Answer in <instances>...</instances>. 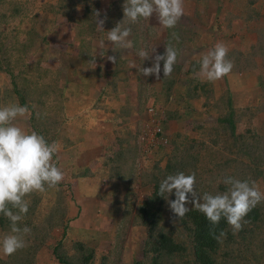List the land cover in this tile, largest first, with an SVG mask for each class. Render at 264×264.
Returning a JSON list of instances; mask_svg holds the SVG:
<instances>
[{
	"label": "trees",
	"instance_id": "1",
	"mask_svg": "<svg viewBox=\"0 0 264 264\" xmlns=\"http://www.w3.org/2000/svg\"><path fill=\"white\" fill-rule=\"evenodd\" d=\"M192 1L216 14L207 32L180 19L174 28L161 25L151 35L143 28L144 19L126 21L133 47L122 49L107 40V31L124 19L125 0H0V106L19 103L29 109L28 118L15 123L22 121L26 131L55 142L59 150L53 163L66 173L56 187L26 197L29 210L18 223L31 228L26 246L12 255L0 252V264H264V202L234 233L226 219L213 226L191 204L183 217L174 215L159 195L160 182L177 172L195 173L201 195L226 191V176L254 180L264 192V0ZM30 9L36 12L33 19L46 11L50 32L73 29L66 50L70 55L73 49L87 70L78 81L51 68L50 34L34 30L33 23L23 41L15 36L8 41L5 26ZM94 11L105 21L104 30L97 28ZM193 15L197 17L196 9ZM198 21L209 26L205 19ZM236 27L242 34L233 32ZM221 39L233 42L227 58L234 66L222 78L224 89L199 72L202 55ZM101 41L111 50L99 52ZM156 44L160 48H149L150 59L137 55L138 49ZM166 44L178 50L170 76L164 77L163 61L159 80L129 66H153ZM126 51L134 57H126ZM109 56H116L115 64ZM238 73L252 75L247 92L228 88L229 76ZM148 103L154 108L151 125L160 130L158 144L145 154L139 136L146 127L141 129L137 119L150 124ZM174 126L185 132L174 135ZM74 187L97 190L109 202L104 214L113 223L110 231H102V225L93 230L72 224L81 208L68 216L64 197ZM168 199L175 200L174 193ZM125 228L137 238L132 257L120 254L123 240L118 245L111 241L117 230L122 238ZM9 231L10 221L0 214V238ZM221 231L226 235L217 240Z\"/></svg>",
	"mask_w": 264,
	"mask_h": 264
},
{
	"label": "clouds",
	"instance_id": "2",
	"mask_svg": "<svg viewBox=\"0 0 264 264\" xmlns=\"http://www.w3.org/2000/svg\"><path fill=\"white\" fill-rule=\"evenodd\" d=\"M123 12L124 19L107 31V40L118 48L130 49L133 47L128 40L131 28L124 26L126 21L137 23L141 19H150L155 14L160 25L171 29L183 16L184 7L183 0H125ZM94 15L97 28L104 30L105 21L99 18L100 12L94 11ZM173 37L179 40L176 33H173ZM103 43L101 41V46ZM166 45L165 53L154 57L153 66H137L134 62L129 66L137 68L145 77L154 74L159 80L163 61L164 77L170 76L177 61L178 50L170 44ZM116 47L113 51H116ZM228 51L223 42H217L202 55L199 61L200 75L209 82L228 75L234 66L227 58ZM151 53L145 48L137 51L143 61L150 59ZM108 59L114 64L117 60L116 56H109ZM28 112L29 109L19 103L0 106V214L10 221V231L0 238V252L4 255H12L26 246L25 237L31 232V228L18 226L29 210L26 197L34 192H44L46 187L54 188L64 180V173L53 163V157L59 150L58 145L55 142L49 143L36 131H26L15 123L17 118L24 117ZM141 150L146 154L150 149L145 152L141 145ZM222 182L227 186L226 191L201 195L195 189V173L186 175L184 172H177L160 182L159 195L167 199L174 215L183 217L189 211L186 205L191 204L213 226L218 225L222 218L226 219L235 233L242 229V222L247 214L264 202V192L250 179L240 180L226 176ZM173 193L175 200L168 199ZM224 235L226 233L221 231L216 239L219 240Z\"/></svg>",
	"mask_w": 264,
	"mask_h": 264
},
{
	"label": "rangeland",
	"instance_id": "3",
	"mask_svg": "<svg viewBox=\"0 0 264 264\" xmlns=\"http://www.w3.org/2000/svg\"><path fill=\"white\" fill-rule=\"evenodd\" d=\"M106 1H115V0H102V3H106ZM183 7H184V14L181 17V21L185 22V24L189 23L191 25H195V30L206 31V32L208 31L210 26H214L213 24L214 22H216V19H217L216 14L204 12V6L201 5L200 3L196 4V2L192 0H183ZM195 9L197 10V17L193 15V12L195 11ZM35 13L36 12L34 10L30 9L27 15H24L21 19L9 21V23L5 26V34L8 35V41L12 42L14 36L16 37L15 41L17 42L23 41L27 37L26 35L27 26L29 25L31 26L33 23L32 26L34 27V30L41 31L43 33L46 31L50 34L48 35V40L50 41V44H51L50 47L51 46L53 47L50 53H52V58L54 61L52 64L48 61L49 64H51V68L53 70L55 69L60 70L62 72V75L64 74V76H66L68 79H73L75 81L76 80L78 81L82 77L83 73L84 74L87 73V70L81 64L82 60L78 58V55H76V52L73 49L69 50L71 52L70 55L68 54L66 50L68 46V42L71 41L75 37V33L73 29L72 30L64 29L63 27L60 28V25H56L54 28H58V29L60 28V29L59 30L53 29L55 33L54 31L50 32V29H48V22H47L49 18L46 14V11L45 10L43 12L38 11L37 12L38 15L36 14V19H33L34 18L33 16ZM198 19L207 20L209 26L207 27V26L200 24ZM144 21L145 22L143 23L144 24L143 28H145V31L147 30L150 31L151 35H153L154 31L157 30V27L159 30L161 26L155 14H153V16L150 19H147V20L144 19ZM233 32H238L242 34L241 28H238V27L233 29ZM60 35H62L63 37V39H61L63 40L62 42H60L61 40L59 41ZM218 41L223 42L227 46V48L229 47L232 48L233 46V42L231 39L229 41L224 40V39H221ZM109 47L110 46L105 43H103V46H101V43H100V46L97 45V49L99 50V52H101L103 48L105 52H108L111 50V48ZM149 48L151 50H155V49H159L160 47L157 44L154 46H150V47L148 45V49H147L148 52H150ZM127 52L128 51H126V53L124 54L126 57H129L130 55L134 57L132 52L130 53H127ZM74 69L78 70L77 75L73 74ZM251 76H252L251 74H243V73H238L234 75L231 74L228 79V88L234 91L244 90L245 92H247V89L251 86V81H252V79L250 78ZM218 81H220V84L222 85L223 89L224 87H227L226 85H223L225 84V82L223 83V79L218 80ZM148 107H152V105L148 103L146 108ZM28 115L29 113L26 114L25 119L28 118ZM145 115H146V120L149 119V115H147L146 113ZM137 121L139 122V125H140L139 127L141 129H143V127L147 125L146 122L143 120L139 121V119H137ZM18 122L16 124L20 126L21 128H23L24 130H26V125L22 121H18ZM107 128L108 126L106 125L105 130H107ZM63 129L66 130V132L68 133H72L70 131L71 130L70 128L63 127ZM173 129H174V132H173L174 135H178L179 133L185 132L184 131L185 129L180 126H174ZM165 139L167 140L168 138L166 137ZM147 155L150 156V154H147ZM60 169L64 173L65 170L62 168ZM105 189L106 188H104L103 190L104 192H106ZM71 192L72 193L70 195L66 194V197H64V201L66 202L67 205H69L68 216L76 215L78 211L77 207L80 206L81 208L78 214V218H76V220L72 223L74 226L82 227V228H90L94 230L96 227L98 228L100 225H102L100 228L103 229L102 231H105V232H108L113 228L112 227L113 223L105 219L106 217L104 214L106 211L105 209L108 208L110 204L108 202L102 205V200L100 198L101 196L98 194L97 190H84V189L77 190L74 187ZM139 194H140V191H139ZM89 196L93 198L90 199ZM91 222L92 224L90 226ZM119 239L123 240V242L122 241L121 242L125 244V247L121 251L120 254L125 257L126 256L132 257L134 255L133 253L135 252L134 250L135 240L134 239L137 240V238L131 235L129 228H125L124 236L122 238H120V235H118V230H117L116 238L111 241H113L112 243H114V245H118V241H120ZM103 241L109 242L108 240H103Z\"/></svg>",
	"mask_w": 264,
	"mask_h": 264
},
{
	"label": "built area",
	"instance_id": "4",
	"mask_svg": "<svg viewBox=\"0 0 264 264\" xmlns=\"http://www.w3.org/2000/svg\"><path fill=\"white\" fill-rule=\"evenodd\" d=\"M154 113V109L152 107H148L147 108V114L149 115V121L150 124L149 125H145V131L142 135L139 136V141L142 145V149L146 152L150 149V147L157 145L159 139L157 138L156 134L159 132V128L157 126V124L153 123L151 125V123L153 122V120L151 119V115ZM165 143V141L163 142Z\"/></svg>",
	"mask_w": 264,
	"mask_h": 264
},
{
	"label": "crops",
	"instance_id": "5",
	"mask_svg": "<svg viewBox=\"0 0 264 264\" xmlns=\"http://www.w3.org/2000/svg\"><path fill=\"white\" fill-rule=\"evenodd\" d=\"M88 190H89V189H88ZM89 198L92 199L93 197L89 196ZM104 203H106V202H103V200H102V205H103Z\"/></svg>",
	"mask_w": 264,
	"mask_h": 264
}]
</instances>
